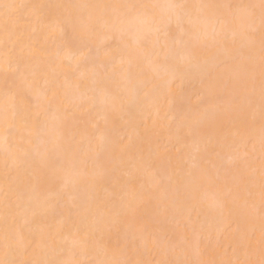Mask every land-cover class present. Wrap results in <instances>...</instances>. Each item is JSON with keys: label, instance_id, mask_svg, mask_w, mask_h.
<instances>
[{"label": "snow or ice", "instance_id": "snow-or-ice-1", "mask_svg": "<svg viewBox=\"0 0 264 264\" xmlns=\"http://www.w3.org/2000/svg\"><path fill=\"white\" fill-rule=\"evenodd\" d=\"M0 75V264H264V0H0ZM193 81L164 126L189 159L97 172L112 115L171 113ZM92 113L85 144L69 126ZM206 128L229 142L220 168ZM138 138L112 145L121 163Z\"/></svg>", "mask_w": 264, "mask_h": 264}, {"label": "bare ground", "instance_id": "bare-ground-1", "mask_svg": "<svg viewBox=\"0 0 264 264\" xmlns=\"http://www.w3.org/2000/svg\"><path fill=\"white\" fill-rule=\"evenodd\" d=\"M29 2L57 3L67 2V0H29ZM189 85L190 87L192 85L193 90H195L194 87L196 86L195 93H197V90H200V85L198 82L193 81L191 83H187L185 85V89L186 87H189ZM3 87L4 81L2 75H0V91L3 90ZM178 87L179 86H177V88ZM192 87L191 89L186 90L192 91ZM176 90L177 89H174L173 91ZM186 90H184L185 94L183 93L182 96H177L176 110L171 113L168 112L166 103L162 104L159 112L157 113L156 109L150 104L141 102L138 105L132 106L124 113L112 115L110 117V123L107 127L109 143L106 146L104 157L97 166V172H102L105 169L116 168V176H119L122 182L128 179H134L138 181L140 178V173L137 171L136 167L127 163V161L136 158L139 155H143L145 160L151 159L154 168L159 169L161 172L171 170L172 165H174L178 159V150L182 148L184 159H189L190 150L185 147L186 144L190 143V140L187 139V131L185 129H181L179 132H177L176 126L174 124L172 133L170 135L164 127L167 123V120L176 115L178 112L187 111L189 108L195 107L197 102L190 101L193 96L192 94L187 96V94L190 93H186ZM194 97L197 98L196 95ZM87 115L90 119V122L85 121L86 123H82L83 119H81V116L83 115H81L78 118L80 121L79 128H74L71 125L69 126V133L71 134L72 132H76L77 139L83 140L85 144L87 143V140L79 134L80 129L84 127L90 128V123L99 119L97 113ZM134 129L139 132V138L136 141L135 147L124 157L125 162L121 163L118 154L113 153L112 145L118 142L122 136L132 134ZM100 130H105V125L102 120L100 121ZM172 145H175V147H172ZM168 147H171L173 150L170 148L171 151H168ZM200 148L201 155L203 157L201 162L204 166H207L210 169H212L213 165H215L216 168H220L221 165L226 161L227 156L231 151L229 142L218 137L207 128L200 138ZM217 153L220 154V157H217ZM91 167L92 166L90 165V168ZM112 181V177H105L101 187H110Z\"/></svg>", "mask_w": 264, "mask_h": 264}, {"label": "rangeland", "instance_id": "rangeland-1", "mask_svg": "<svg viewBox=\"0 0 264 264\" xmlns=\"http://www.w3.org/2000/svg\"><path fill=\"white\" fill-rule=\"evenodd\" d=\"M192 85H195V84H192ZM192 85H191V87H192ZM197 86H198V85H197ZM189 87H190V85H189ZM189 87H186V89H191V87H190V88H189ZM194 88H195V90H196V86H195ZM197 88H198V87H197ZM186 89H185V90H186ZM195 90H193V87H192V91L190 90L191 92H190V91H187V90L185 91L186 93H187V92L190 93V94H187V96L192 94L193 98L190 96V97L192 98V99L190 98V99H191V100H190L191 102H195V101L197 102V98L194 97V96L196 95ZM196 92H198V90H197ZM184 94H185V93H184ZM187 98H189V97H187ZM193 99H194V101H193ZM188 100H189V99H188ZM89 117H90V116H89ZM81 119H83L82 123H86L85 121L90 122V119L88 118V115H87V114H83V116H81ZM88 119H89V120H88ZM168 148H169V149H168ZM168 148H167L168 151L173 150L171 147H168ZM170 148H171V150H170ZM167 149H166V150H167ZM174 151H175V150H174Z\"/></svg>", "mask_w": 264, "mask_h": 264}]
</instances>
